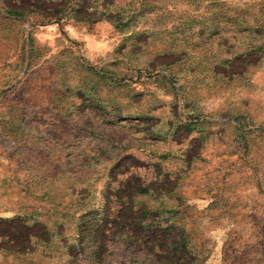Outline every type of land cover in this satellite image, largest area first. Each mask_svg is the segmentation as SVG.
I'll list each match as a JSON object with an SVG mask.
<instances>
[{
  "label": "rangeland",
  "instance_id": "1",
  "mask_svg": "<svg viewBox=\"0 0 264 264\" xmlns=\"http://www.w3.org/2000/svg\"><path fill=\"white\" fill-rule=\"evenodd\" d=\"M0 159V264H264V0H0Z\"/></svg>",
  "mask_w": 264,
  "mask_h": 264
},
{
  "label": "trees",
  "instance_id": "2",
  "mask_svg": "<svg viewBox=\"0 0 264 264\" xmlns=\"http://www.w3.org/2000/svg\"><path fill=\"white\" fill-rule=\"evenodd\" d=\"M4 12L6 13V15H12L13 17H19L21 15L20 12L15 11V10L11 11V10L7 9ZM134 190H135L134 194L137 195V194L145 193L147 188L142 187V186H138ZM131 196H132V194L131 195L122 194V195H119L118 197H131ZM137 208H139V207H137ZM137 208L136 207H129L130 212L127 211L128 214H130L127 219L131 223V226L130 225L127 226V231L129 230L128 231L129 234L125 235V238L128 240L129 244H134L137 241V239H136L137 237H134V235H132L133 234L132 231H130V228L133 226L135 227V225L140 227L143 230H147L149 233H151L153 231H157V230H162L164 228L176 229L175 225H173V224L170 225L165 221L162 223H160L159 221H154V211H152L151 209L146 208V207L145 208H139L140 210L137 212V214L132 215V213ZM115 212H116V210L112 211V212H109V211L106 212L105 210H102L100 215L104 214V215H106V217H112L113 219H115V218H117V215L115 214ZM98 215H99V213H98ZM117 230H118V232H121L123 229L120 228ZM176 234H177V231H176ZM178 235H179V237L177 239L174 238L172 243L168 245V247H170L172 249L171 252L174 254L175 253L174 251L176 250L179 252L185 251L184 253L190 254V252L186 249V246H185V237H184L183 231L181 230L180 233L178 232ZM151 248H153L154 251H157V249H154L155 246L151 245ZM170 257L173 258V255H171L169 257L167 256L166 258H168V259L161 260L160 264H164L165 263L164 261H168V262L171 261L170 262L171 264H175L177 261L181 260L180 257H178L177 259L172 261V259Z\"/></svg>",
  "mask_w": 264,
  "mask_h": 264
},
{
  "label": "crops",
  "instance_id": "3",
  "mask_svg": "<svg viewBox=\"0 0 264 264\" xmlns=\"http://www.w3.org/2000/svg\"><path fill=\"white\" fill-rule=\"evenodd\" d=\"M4 180H5L4 169H3L2 160L0 159V195L2 193L1 189L3 188V186H1V184L4 182ZM0 198H1V196H0Z\"/></svg>",
  "mask_w": 264,
  "mask_h": 264
}]
</instances>
